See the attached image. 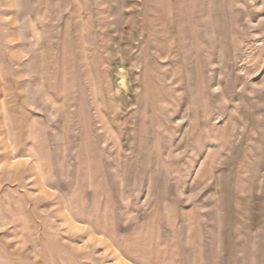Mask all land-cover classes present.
Wrapping results in <instances>:
<instances>
[{
  "label": "rangeland",
  "instance_id": "374dc122",
  "mask_svg": "<svg viewBox=\"0 0 264 264\" xmlns=\"http://www.w3.org/2000/svg\"><path fill=\"white\" fill-rule=\"evenodd\" d=\"M0 264H264V0H0Z\"/></svg>",
  "mask_w": 264,
  "mask_h": 264
}]
</instances>
